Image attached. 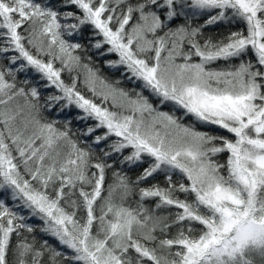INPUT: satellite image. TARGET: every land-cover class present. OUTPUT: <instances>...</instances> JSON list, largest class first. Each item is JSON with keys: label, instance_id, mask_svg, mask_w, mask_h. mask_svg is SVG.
Segmentation results:
<instances>
[{"label": "snow or ice", "instance_id": "6c2138e0", "mask_svg": "<svg viewBox=\"0 0 264 264\" xmlns=\"http://www.w3.org/2000/svg\"><path fill=\"white\" fill-rule=\"evenodd\" d=\"M0 264H264V0H0Z\"/></svg>", "mask_w": 264, "mask_h": 264}, {"label": "trees", "instance_id": "16d2710c", "mask_svg": "<svg viewBox=\"0 0 264 264\" xmlns=\"http://www.w3.org/2000/svg\"><path fill=\"white\" fill-rule=\"evenodd\" d=\"M94 59H96V62L99 65L103 75L107 76L109 79L119 78V72L118 71L112 70V69H109V68L105 67L103 62H102V60L100 58H95L94 57ZM29 75H31V72L29 73ZM20 78H23L22 74H21ZM123 86L124 87H129L127 82H124Z\"/></svg>", "mask_w": 264, "mask_h": 264}]
</instances>
